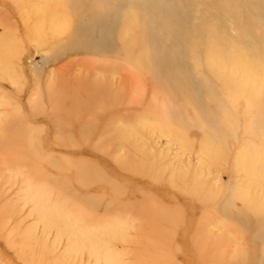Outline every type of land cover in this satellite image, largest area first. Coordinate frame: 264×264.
Here are the masks:
<instances>
[{
  "label": "rangeland",
  "instance_id": "obj_1",
  "mask_svg": "<svg viewBox=\"0 0 264 264\" xmlns=\"http://www.w3.org/2000/svg\"><path fill=\"white\" fill-rule=\"evenodd\" d=\"M0 264H264V0H0Z\"/></svg>",
  "mask_w": 264,
  "mask_h": 264
},
{
  "label": "bare ground",
  "instance_id": "obj_2",
  "mask_svg": "<svg viewBox=\"0 0 264 264\" xmlns=\"http://www.w3.org/2000/svg\"><path fill=\"white\" fill-rule=\"evenodd\" d=\"M252 152H254V151H252ZM254 155V154H253Z\"/></svg>",
  "mask_w": 264,
  "mask_h": 264
}]
</instances>
